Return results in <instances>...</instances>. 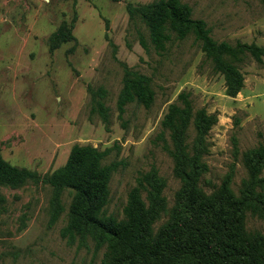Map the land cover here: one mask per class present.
<instances>
[{"label":"rangeland","instance_id":"rangeland-1","mask_svg":"<svg viewBox=\"0 0 264 264\" xmlns=\"http://www.w3.org/2000/svg\"><path fill=\"white\" fill-rule=\"evenodd\" d=\"M154 1L0 0V154L46 176L67 162L75 144L109 149L105 162L117 169L107 214L123 218L129 193L153 172L164 180L166 201L157 230L182 185L163 125L171 105L184 107L181 93L193 116L201 109L217 116L199 185L210 194L227 180L240 194L252 179L251 158L264 148V54L258 61L248 53L238 63L243 87L230 94L193 35L172 34L159 50L147 26L130 18L129 4ZM178 1L206 21L217 41L264 48V0ZM127 71L150 79L149 107L133 101L120 111ZM188 136V142L196 136L192 119ZM257 177L246 228L264 235V164ZM71 200L70 190L57 192L43 181L0 184V264H103L104 246L62 237Z\"/></svg>","mask_w":264,"mask_h":264},{"label":"trees","instance_id":"trees-1","mask_svg":"<svg viewBox=\"0 0 264 264\" xmlns=\"http://www.w3.org/2000/svg\"><path fill=\"white\" fill-rule=\"evenodd\" d=\"M129 13L132 20L147 26L156 49L165 50L172 34L181 40L193 35L215 69L225 75L230 94L243 87L238 63L248 53L262 61L264 48L255 43L232 44L214 39L206 21L194 18L187 3L158 0L129 4ZM141 42L147 45L143 37ZM153 96L148 77L127 71L119 109L123 112L125 105L133 101L149 107ZM180 98L184 107L171 105L163 125L170 132L174 146L170 154L182 185L169 220L157 230L154 224L166 210V201L162 194L164 180L153 172L140 178L129 193L123 218L107 214L110 181L117 169V163L105 162L109 149L75 144L67 162L46 176L12 165L0 154V184L20 186L43 181L57 192L70 190L72 200L61 235L68 242L89 239L96 247L104 246L103 264H264V235L246 228V210L252 204L257 174L264 164V148L251 158L253 177L245 182L240 194L230 188L227 180L208 194L199 181L205 170L202 161L207 151L206 135L217 116L204 109L193 116L188 95L181 93ZM191 119L196 136L188 142Z\"/></svg>","mask_w":264,"mask_h":264}]
</instances>
